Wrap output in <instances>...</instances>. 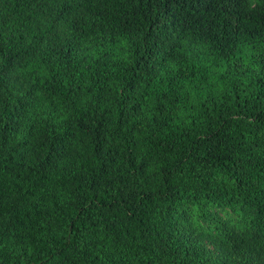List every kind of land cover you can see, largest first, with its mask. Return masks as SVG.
<instances>
[{"label":"trees","instance_id":"obj_1","mask_svg":"<svg viewBox=\"0 0 264 264\" xmlns=\"http://www.w3.org/2000/svg\"><path fill=\"white\" fill-rule=\"evenodd\" d=\"M0 264H264V0H0Z\"/></svg>","mask_w":264,"mask_h":264}]
</instances>
